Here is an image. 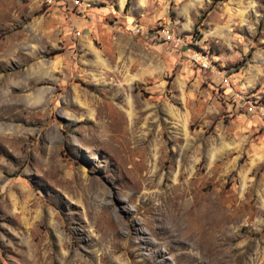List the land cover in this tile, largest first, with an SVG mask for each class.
<instances>
[{
	"label": "rangeland",
	"instance_id": "rangeland-1",
	"mask_svg": "<svg viewBox=\"0 0 264 264\" xmlns=\"http://www.w3.org/2000/svg\"><path fill=\"white\" fill-rule=\"evenodd\" d=\"M82 2L0 0V264H264V0Z\"/></svg>",
	"mask_w": 264,
	"mask_h": 264
},
{
	"label": "built area",
	"instance_id": "built-area-1",
	"mask_svg": "<svg viewBox=\"0 0 264 264\" xmlns=\"http://www.w3.org/2000/svg\"><path fill=\"white\" fill-rule=\"evenodd\" d=\"M58 1L63 2V4H70L72 6L75 7H83V6H87V5H83L84 3L82 2V0H43V2L46 5H54L55 3H57ZM163 37L165 36L166 38H171L169 37V35L167 34V32H163L162 33Z\"/></svg>",
	"mask_w": 264,
	"mask_h": 264
},
{
	"label": "trees",
	"instance_id": "trees-1",
	"mask_svg": "<svg viewBox=\"0 0 264 264\" xmlns=\"http://www.w3.org/2000/svg\"><path fill=\"white\" fill-rule=\"evenodd\" d=\"M128 5V3L126 4V6Z\"/></svg>",
	"mask_w": 264,
	"mask_h": 264
}]
</instances>
